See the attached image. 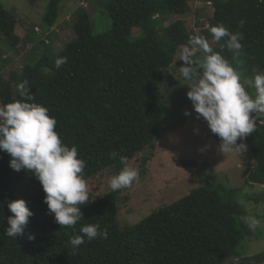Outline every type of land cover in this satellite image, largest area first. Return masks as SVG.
<instances>
[{
	"label": "trees",
	"instance_id": "trees-1",
	"mask_svg": "<svg viewBox=\"0 0 264 264\" xmlns=\"http://www.w3.org/2000/svg\"><path fill=\"white\" fill-rule=\"evenodd\" d=\"M84 1L88 9L75 0L70 7L65 6L70 0H27L43 8L41 18L28 22L24 39L32 45L22 64L8 70L6 86L1 69L14 62L12 55L19 51L20 36L12 28L20 21V14L0 0V92L7 91L3 104L10 102L19 98L17 84L28 81L35 102L55 117L62 142L76 146L78 157L85 161L86 180L106 168L119 172L121 156L130 160L197 115L186 95L188 82L183 77L171 80L181 101V106L175 107L167 104L172 88L166 87L164 80L183 65L182 60H173L191 36L213 38L210 26L223 24L230 32L243 34V47L235 60L234 52L226 47L221 54L240 72L241 82H248L246 91L256 95L254 76L264 69V0H202L210 1L212 10L197 7L198 17L192 26L181 18L190 11V0ZM67 14L72 37L55 49L54 27L65 21ZM172 15L177 17L168 21ZM36 26L40 31L34 30ZM224 43L213 41L211 46L221 51ZM61 56L67 57V62L57 68L55 60ZM202 57L198 52L196 58ZM244 139L252 158L245 182L263 185L264 119H259L256 130ZM111 153L116 154L114 158ZM10 159L8 153L0 151V264L264 262L263 249L242 254L243 240L251 230L245 222V204L235 187L205 178L179 199L122 226L119 204L127 197L121 198V190H111L95 200L89 194L90 201L81 207V220L73 226H60L48 211L40 182L30 171L13 170ZM147 160L142 156L141 164ZM19 198L26 201L33 215L23 235L11 238L6 235L7 217L13 215L7 202ZM263 198L264 190L255 194L257 201ZM91 223L106 229L107 239H85L73 251L70 238ZM29 235L34 238L29 239Z\"/></svg>",
	"mask_w": 264,
	"mask_h": 264
},
{
	"label": "clouds",
	"instance_id": "clouds-1",
	"mask_svg": "<svg viewBox=\"0 0 264 264\" xmlns=\"http://www.w3.org/2000/svg\"><path fill=\"white\" fill-rule=\"evenodd\" d=\"M209 31L215 42L225 41L221 51H215L205 37L191 36L180 52L178 59L184 63L179 71L188 82L186 95L197 118L202 117L210 131L220 138L219 150L240 154L247 147L244 138L256 130L259 119H264V69L254 76L253 97L246 91L248 82H241L240 72L221 54L226 47L234 52L235 60L243 47V34L230 32L223 24L210 26ZM198 52L203 53L202 58H196ZM66 62L67 57L61 56L55 65L60 68ZM16 91L19 98L0 104V151L10 155L13 170L30 171L40 182L44 202L55 221L60 226H73L83 217L81 207L90 201L89 186L83 176L85 161L78 157L76 146L62 142L55 117L49 115L46 106L35 102L28 81L19 82ZM184 114L189 115L187 110ZM238 140L241 142L237 143ZM115 155L110 154L113 158ZM120 160L123 167L109 181L114 191L140 180L138 168L130 166L123 156ZM7 207L13 215L7 217L6 235H23L33 213L22 198L8 201ZM245 222L253 229L259 225L254 218H245ZM80 233L70 238L73 251L85 239L91 242L108 237L107 230L95 223L82 226ZM33 238L29 235V239Z\"/></svg>",
	"mask_w": 264,
	"mask_h": 264
},
{
	"label": "rangeland",
	"instance_id": "rangeland-1",
	"mask_svg": "<svg viewBox=\"0 0 264 264\" xmlns=\"http://www.w3.org/2000/svg\"><path fill=\"white\" fill-rule=\"evenodd\" d=\"M3 1L6 2L7 8L16 9L20 14V18H18L20 21L15 29L12 28L20 36L21 41L17 45L19 51L12 55L14 62L5 64L1 69V72L5 73L6 76L4 85L8 86L10 79L8 70L22 64L26 52L32 45L29 42L25 43L24 39L27 24L31 21H40L43 8L30 4L27 0ZM71 1L73 0H70L68 4L66 2L65 6H72ZM77 1L86 9L90 7L84 0ZM77 1L75 0V2ZM189 5L190 11L182 15L181 18H184L186 24L191 26L195 24V19L198 17L195 14L197 7L205 6L206 12L212 10L211 3H207V1L190 0ZM176 17L172 15L168 21H172ZM65 18V21L60 22L59 26L54 27L56 34L52 40L55 49L63 46L72 37L69 28L71 23L69 14ZM34 30L40 31L39 26L34 27ZM197 31L199 30L197 29ZM208 41L212 44L214 40L211 38ZM181 50L182 48L178 49L173 61H180L178 58ZM175 70L173 76L170 74L164 80V84L166 87L172 88L170 98L166 97L167 104L179 107L181 106L180 96L177 95L176 88L170 82L176 77L181 79L182 75L179 68L175 67ZM169 73H171L170 69ZM1 92L0 104H3L2 97L7 94V91ZM240 142L237 141V143ZM243 143L247 147L242 153H223L218 147L220 138L210 131L207 122L202 117L198 119L197 115L188 117L184 124L180 123L177 129L169 130L142 152L128 160L130 166L138 168L140 180L139 183L133 182L130 187L120 189L121 198L127 197V199L119 204V224L122 226L123 222L135 223L140 221L150 211L179 199L192 188L204 183L205 178H210L227 187L237 188L239 198L245 204L247 212L245 218H254L259 221V225L254 229L247 224L251 233H246L243 240L244 247L241 250L242 254L252 255L254 252L264 250V198L262 201L255 199V194L264 190V184H252V186L246 184L245 179L248 170L252 167L250 163L252 158L249 145L245 139ZM144 155L148 157V160L142 165L141 157ZM117 173L115 169L106 168L86 180L89 186V194L93 200L112 190L109 181ZM260 264H264V262Z\"/></svg>",
	"mask_w": 264,
	"mask_h": 264
}]
</instances>
